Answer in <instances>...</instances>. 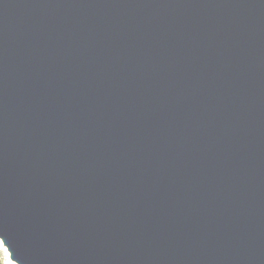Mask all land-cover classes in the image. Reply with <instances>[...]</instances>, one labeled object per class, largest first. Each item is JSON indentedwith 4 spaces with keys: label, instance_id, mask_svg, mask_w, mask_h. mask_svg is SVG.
<instances>
[{
    "label": "water",
    "instance_id": "95a60500",
    "mask_svg": "<svg viewBox=\"0 0 264 264\" xmlns=\"http://www.w3.org/2000/svg\"><path fill=\"white\" fill-rule=\"evenodd\" d=\"M0 241L264 264V0H0Z\"/></svg>",
    "mask_w": 264,
    "mask_h": 264
},
{
    "label": "rangeland",
    "instance_id": "374dc122",
    "mask_svg": "<svg viewBox=\"0 0 264 264\" xmlns=\"http://www.w3.org/2000/svg\"><path fill=\"white\" fill-rule=\"evenodd\" d=\"M0 257L3 264H9L8 255L6 253V250L2 249V245L0 244Z\"/></svg>",
    "mask_w": 264,
    "mask_h": 264
},
{
    "label": "bare ground",
    "instance_id": "6f19581e",
    "mask_svg": "<svg viewBox=\"0 0 264 264\" xmlns=\"http://www.w3.org/2000/svg\"><path fill=\"white\" fill-rule=\"evenodd\" d=\"M0 244H1V241H0ZM9 264H16V263H13V262L9 261Z\"/></svg>",
    "mask_w": 264,
    "mask_h": 264
},
{
    "label": "trees",
    "instance_id": "16d2710c",
    "mask_svg": "<svg viewBox=\"0 0 264 264\" xmlns=\"http://www.w3.org/2000/svg\"><path fill=\"white\" fill-rule=\"evenodd\" d=\"M0 264H3L2 261H1V257H0Z\"/></svg>",
    "mask_w": 264,
    "mask_h": 264
}]
</instances>
